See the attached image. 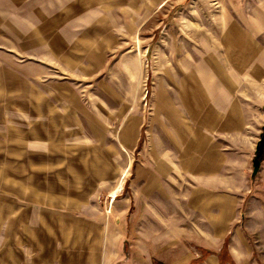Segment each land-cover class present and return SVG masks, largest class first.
Here are the masks:
<instances>
[{"label": "rangeland", "instance_id": "obj_1", "mask_svg": "<svg viewBox=\"0 0 264 264\" xmlns=\"http://www.w3.org/2000/svg\"><path fill=\"white\" fill-rule=\"evenodd\" d=\"M233 98L250 184L264 0H0V264L155 255L192 189L170 167L211 157L190 141Z\"/></svg>", "mask_w": 264, "mask_h": 264}, {"label": "crops", "instance_id": "obj_2", "mask_svg": "<svg viewBox=\"0 0 264 264\" xmlns=\"http://www.w3.org/2000/svg\"><path fill=\"white\" fill-rule=\"evenodd\" d=\"M254 105L263 108L249 110L250 116H256L250 123L262 133L264 101ZM242 125V101L233 98L228 100L227 111L219 109L212 126L202 127V137L192 139L189 148H195L194 154L207 153L211 157L203 156L191 162L192 166L188 162L186 166L170 167L185 173L186 185L192 187L186 192L176 190V221L168 224V232H154L155 239L160 235L151 242L157 246L155 255H149L147 246H143L140 260L125 259L121 264H264V158L250 184L249 180L243 182ZM214 131L220 136L230 135V151L220 148L219 139L212 136ZM258 137L251 135L253 143H245L256 149ZM227 161L231 165L229 177ZM175 186L185 187L180 180ZM170 197L173 202V194Z\"/></svg>", "mask_w": 264, "mask_h": 264}, {"label": "water", "instance_id": "obj_3", "mask_svg": "<svg viewBox=\"0 0 264 264\" xmlns=\"http://www.w3.org/2000/svg\"><path fill=\"white\" fill-rule=\"evenodd\" d=\"M263 156H264V127L262 129L261 136H260L258 144L256 146V157H255V160L253 162L255 169H257V167H259V163L262 160Z\"/></svg>", "mask_w": 264, "mask_h": 264}, {"label": "trees", "instance_id": "obj_4", "mask_svg": "<svg viewBox=\"0 0 264 264\" xmlns=\"http://www.w3.org/2000/svg\"><path fill=\"white\" fill-rule=\"evenodd\" d=\"M143 137V134L141 135V138Z\"/></svg>", "mask_w": 264, "mask_h": 264}]
</instances>
